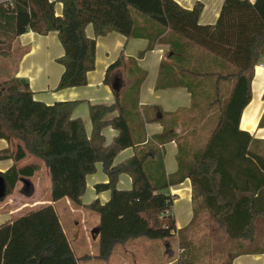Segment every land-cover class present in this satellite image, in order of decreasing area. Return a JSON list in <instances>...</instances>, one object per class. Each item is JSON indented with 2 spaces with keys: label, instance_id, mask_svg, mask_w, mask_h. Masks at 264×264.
<instances>
[{
  "label": "trees",
  "instance_id": "obj_1",
  "mask_svg": "<svg viewBox=\"0 0 264 264\" xmlns=\"http://www.w3.org/2000/svg\"><path fill=\"white\" fill-rule=\"evenodd\" d=\"M58 1L62 3L61 15L55 9ZM202 10L201 3L185 9L175 0H0V57H10L15 40L29 31L42 36L57 33L64 49V55L57 59L64 68L57 91L88 85V74L95 69L97 39L112 33L131 38L136 27L132 11L216 58L224 66L219 77L235 82L209 140L198 142L192 136L190 148L179 150L177 173L165 181L162 171L156 183L147 168L151 151L113 166L120 149L134 146L120 101L112 106L91 107L94 130L89 140L82 123L71 120L74 103L47 105L37 101L29 85H21L16 78L0 83V140L11 145L0 150V162L15 163L0 172L7 196L20 181L40 171L38 163L16 165L30 154L49 169L51 200L68 198L80 207L86 177L95 173L98 162L103 164L109 183L97 185L96 191H110L111 199L103 205L94 201L86 208L100 221L94 234L97 260H108L116 246L141 238L164 241L168 251L170 241L179 237L177 264H195V246L186 231L204 213L232 244L231 257H218L221 264H231L244 255L264 254V155L259 152L264 149V140L256 141L239 129L241 114L251 100L254 67L264 57V0H225L215 26L200 25ZM89 26L93 27V37L87 36ZM121 63L122 58L108 68L105 82ZM115 109L121 116L111 125L120 135L115 146L105 150L98 140L107 124L104 118ZM260 126L264 127V118ZM121 174L132 177L131 190L117 188ZM186 179L192 183L194 218L178 230L174 216L167 215L174 199L168 188ZM210 241L211 248L216 249L215 240ZM78 261L52 205L0 226V264Z\"/></svg>",
  "mask_w": 264,
  "mask_h": 264
},
{
  "label": "crops",
  "instance_id": "obj_2",
  "mask_svg": "<svg viewBox=\"0 0 264 264\" xmlns=\"http://www.w3.org/2000/svg\"><path fill=\"white\" fill-rule=\"evenodd\" d=\"M175 1L185 9H193L197 3H201L203 10L199 18L200 25L215 26L225 0ZM249 1L254 3L256 0ZM58 4L62 8V3L58 1L55 9ZM61 13L62 9L60 13L57 12L58 15ZM135 25V33L131 38L112 33L105 38L97 39V68L88 74V85L85 87L63 91L54 90L56 93L52 92L51 87H47L50 92H47V89L35 87L36 84L30 78L32 76L31 70H23L22 64L30 59L31 66L34 67V60L36 59L33 60L32 55L39 48L43 51L44 43L47 44L46 50L48 52L45 57L49 59L51 39L57 33L42 36L32 31L21 35L13 43V48L15 47L25 54L18 69L13 68L9 75H4L6 78L4 81L12 78L20 80L22 76L29 78L25 82L34 93V99L47 105L59 101L79 102L73 107L71 120L82 123L84 136L89 140L92 139L94 130L90 115L91 106L95 104L112 106L120 101L128 120L134 146L120 149L113 158V166H120L135 157L145 156L151 151L152 155L149 157L151 159L148 160L147 167L153 173L154 178L158 175L162 176V171L166 177H170L178 171L177 156L179 150L190 148L192 136L198 142L201 140L204 143L209 140L232 94L235 82L219 77L224 66L216 58L191 45L180 36L170 33L169 29L144 17L138 18ZM89 29L94 35L93 27L89 26L86 30L87 36L92 37L89 35L91 34ZM101 39H107L111 43L115 41L117 47L121 46L122 49L120 51L115 50L114 53L108 52L107 59L99 63L98 44ZM57 50V55L55 57L52 55L49 60L57 62V59L64 55L60 48ZM121 58V66L112 71L108 76V81L105 82L108 68ZM63 69V67L58 68L57 80H60ZM120 116V110L115 109L103 120L107 124L101 130V137L98 141L101 142L105 150L113 148L120 135V132L111 125V122ZM263 118L264 57L253 70L251 100L241 114L240 131L249 134L256 141H263L264 127L260 126ZM2 141L4 140H0V142ZM4 143L6 146L0 144V150L11 147L8 142L4 141ZM159 150L163 154L162 165L155 161ZM259 152L264 155V149L259 150ZM32 163H38L41 169L35 176L31 179H25V181L34 187H38L45 181L44 184L50 189L52 182L49 169L42 161L28 154L25 160L16 165L21 167ZM13 165L15 163L12 160L0 162V172H6ZM107 183H109V177L104 172L103 164L98 162L95 173L86 177V190L81 198L82 205L80 207L74 206L68 198L57 202H53L51 199L42 202L37 200L29 207L35 209L52 205L56 209L58 206L64 205L63 210L65 212H69L70 215H80L85 237L90 246L89 232L93 242L96 243L97 236L94 234L100 221L96 213L86 208L94 201H99L103 205L111 199L110 191L100 193L96 191L97 185ZM231 185L229 184V186ZM117 188L131 190L133 188L132 177L129 174H121L117 180ZM168 192L174 199L173 206L167 215L171 213L174 216L178 230L184 229L194 218L192 183L190 179L181 183H174L170 185ZM88 193H91L93 199L86 198ZM21 211L15 210L13 215L18 217ZM11 215L12 213L8 215L7 223L12 220ZM206 215L202 214L200 218ZM2 216L0 214V219ZM65 222L62 224L61 221V224L64 225L63 229L71 249L79 260L78 264H130L126 261L128 254L141 257L140 260H142V257L148 256L151 252L159 254L160 264H177L178 251L173 248L172 244L169 245L170 249L167 251L168 245L165 242L156 244V242L143 238L116 246L111 257L106 261L97 260L95 244V251L91 248L89 254H84L77 239L75 237L70 238L71 229H66L65 225L68 221ZM190 240L195 246V264H221L216 261L217 256L210 253L209 245L202 248L201 245H198L199 243L193 239ZM231 264H264V254L240 256L235 258Z\"/></svg>",
  "mask_w": 264,
  "mask_h": 264
},
{
  "label": "rangeland",
  "instance_id": "obj_3",
  "mask_svg": "<svg viewBox=\"0 0 264 264\" xmlns=\"http://www.w3.org/2000/svg\"><path fill=\"white\" fill-rule=\"evenodd\" d=\"M61 9H62L61 5L58 4V6L56 7L57 12L60 13ZM132 16L135 21L138 18H142L141 15L138 14L136 11H132ZM89 31L91 32V29H89ZM89 35L93 37L92 32ZM100 38H105V37H100ZM51 40H52V44L50 48L51 55L49 56V59L51 58L52 55L53 57L57 55V52H58L57 48H60V50L64 52V49L56 34L53 35ZM46 46L47 44L44 43L43 45L44 50L42 51L39 48L38 50L35 51V54L32 55L33 56L32 59L33 60L34 58L36 59L34 60L35 61L34 67L31 66L30 59H27L25 62H23L22 67H23V70H26V69L31 70L32 76L30 78H32L33 83L36 84L35 87L39 89H44V90L45 89L48 90L47 87H51V89H53L52 92L56 93L55 91H57L56 87L59 81L57 80V71L59 67L62 68L63 66L60 63H57L54 60H49L48 57H45L46 54L48 53L46 50ZM98 46H99V51H98V62L99 63H102L103 60L107 59L108 52L114 53L115 50L120 51L122 49L121 46L117 47V44L115 41L111 43L110 41H107V39H101L99 41ZM24 54L25 53H22L21 51H19V49H15V47L13 48L12 46V54L10 57L8 58L0 57V83L6 79L4 75H9L10 74L9 72L13 71V68H15V70L18 69L21 59ZM96 64H97V47H96L95 69L93 71H95L97 68ZM27 79L29 78H24V76H22V78L20 79V82L27 81ZM47 92H50V91L48 90ZM70 103H74V106H75V104L79 102L74 101ZM108 105L109 104H95V105H92L91 107L108 106ZM0 144H4V146H6V143H4V141L0 142ZM162 158H163V154L161 150H159L157 152V157L155 159L156 163L160 162V164L162 165L163 163ZM150 171L151 170L148 169V174L150 178L152 179V182L156 183L153 173ZM165 181H167V177L165 178ZM44 182L41 183V185H39L38 187H34L30 183L32 187L26 188V189H25L26 184H24L23 182L18 183L15 190L10 195L6 196V198L3 201H0V214L3 215L2 218L0 219V225H2L3 223H7L9 219L8 215L11 213L12 215L10 217H12V219L15 218L16 216L13 215V211L15 210H18V209L22 210L21 213H19V216H22L34 210L42 208L40 207V208L31 209L29 205L33 204L37 200L39 202H42V201L51 199V188L49 189L44 184ZM28 192H30L32 195L28 196L27 195ZM86 198L90 200L93 199L91 196V193H88ZM63 209H64V205H60L55 210L58 214L60 221H62V224L63 222L66 223L65 221H68L65 227H67L66 229H71L69 233L70 238L72 239L73 237H75L77 239L84 254H89L91 248H93V250L95 251L96 243L93 242V238L90 232H89V239L91 242L90 246L86 240L83 226L81 224V216L80 215H70L69 212H65ZM77 222L78 224H76ZM186 236L190 239H193L195 242L199 243L198 245H201L202 248L205 245H209L210 253L217 256L216 261H218L219 263H222V262L220 259H218V257H222L223 255H225V257L228 258V257H231L232 255L229 252L230 249L232 248V244L226 242V239L222 236V233L220 232L218 225L215 224V222L209 215L208 216L206 215L205 217L200 218L194 227H191L189 231H186ZM211 239L215 240L216 249L211 248V241H210ZM144 240H147V239H144ZM153 242H156V244H161L164 241L159 240V241H153ZM178 242H179V237H176L170 241V244H172L173 248L176 251H178L177 257L180 254V250H178V247H179ZM94 244H95V249H94ZM140 259L141 257L139 258V257H135L132 254H128L126 261L130 264H160V256L156 252L155 253L151 252L148 256L142 257V260ZM193 261L194 263H196L195 252L193 253Z\"/></svg>",
  "mask_w": 264,
  "mask_h": 264
},
{
  "label": "water",
  "instance_id": "obj_4",
  "mask_svg": "<svg viewBox=\"0 0 264 264\" xmlns=\"http://www.w3.org/2000/svg\"><path fill=\"white\" fill-rule=\"evenodd\" d=\"M21 85H25V81L20 82ZM24 184L29 185V183L25 180L22 181ZM7 196V186L4 178L0 175V201H3Z\"/></svg>",
  "mask_w": 264,
  "mask_h": 264
}]
</instances>
